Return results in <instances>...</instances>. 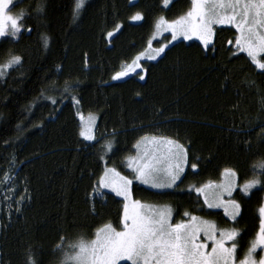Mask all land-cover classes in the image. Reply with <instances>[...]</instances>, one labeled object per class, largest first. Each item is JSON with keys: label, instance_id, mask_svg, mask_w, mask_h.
<instances>
[{"label": "trees", "instance_id": "obj_1", "mask_svg": "<svg viewBox=\"0 0 264 264\" xmlns=\"http://www.w3.org/2000/svg\"><path fill=\"white\" fill-rule=\"evenodd\" d=\"M14 4L12 14L23 10L28 18L18 38H0V65L14 55L22 58L0 78V264H26L29 250L38 264H58L69 243L93 237L106 223L121 227L122 199L105 190L98 197L93 189L105 161L128 175L122 161L149 134L189 147L198 168L187 167L175 189L153 190L134 181L133 197L171 206L174 221L186 219L187 210L220 229L238 228V259L243 258L259 230L264 201V170L256 167L264 162V73L229 43L234 29L216 27L207 49L197 40L173 42L157 60L141 61L148 69L144 80L135 74L112 80L147 49L154 21L177 18L190 0H173L168 8L162 0H86L76 20L74 0ZM137 11L145 20L130 19ZM116 23L120 32L108 38ZM42 36L49 38L47 49ZM78 113L95 115V140L79 135ZM107 141H115V154L101 161ZM225 168L236 171L239 185L254 176L261 180L248 196L239 188L233 193L241 204L235 222L222 210H201V197L189 191L218 180Z\"/></svg>", "mask_w": 264, "mask_h": 264}, {"label": "snow or ice", "instance_id": "obj_2", "mask_svg": "<svg viewBox=\"0 0 264 264\" xmlns=\"http://www.w3.org/2000/svg\"><path fill=\"white\" fill-rule=\"evenodd\" d=\"M18 2L22 3L23 0ZM132 2L129 0V3ZM74 3L73 19L76 20L86 0H74ZM162 3L164 8H168L173 0H162ZM13 7L14 0H0V38H18L22 30H25L22 22L28 18V14L22 10L13 15ZM42 11L41 4L37 12ZM130 19L139 22L145 20V16L137 11ZM218 25H230L236 29L234 43L237 51L245 53L251 64L264 73V0H190V9L186 14L173 20L161 15L155 20L147 50L136 55L131 63L116 72L111 79L121 80L135 74L144 80L148 69L141 61L157 60L165 54L169 45L181 38L196 39L207 49L213 44L215 26ZM121 27V24L116 23L115 31H108L107 37L113 38ZM26 30L30 32L32 29ZM165 33H170V39L166 38V42H160L159 47L153 48V41L159 42L158 38ZM41 39L43 47L47 49L49 38L42 36ZM21 61V56L14 55L0 65V78L6 76L7 70L14 65H21ZM69 91L70 86L66 84L64 92ZM41 95L45 100H50L52 105L57 104L56 98L44 96L43 92ZM71 98L79 103L76 97ZM94 128V118H90L79 135L86 141H93L96 139ZM111 135L117 136L120 133L113 131ZM114 147L115 141H107L102 145V154L98 159H111L109 153L115 154ZM134 148L136 155L127 157L126 162L122 161L130 170L129 174H122L114 166L108 167L105 161L102 175L93 189L94 194L101 198L104 189H108L114 197L122 198V212L119 216L121 227L106 223L97 228L94 239L69 243L67 247L70 251L64 254V264H264V205L259 207V230L249 242L243 258L238 259L241 235L238 228L220 229L214 222L187 210L182 214L187 219L173 222L174 209L171 206L151 205L133 198L134 181L157 190L178 188L177 182H182L186 167H190L193 172L198 168L199 158H194L196 162H192L190 148L175 139L156 135L141 136ZM256 167L264 170V162ZM223 177L221 183L209 182L199 187L191 185L189 191L194 192L197 199L203 198L201 210L205 206L207 209H223L224 216L235 222L241 215V204L233 197V193L239 187L240 192L248 196L261 185V180L254 176L238 185L237 173L231 168L224 169ZM25 199L22 196L17 203L22 204ZM258 249L261 250L259 259L256 258ZM26 264H38L31 250Z\"/></svg>", "mask_w": 264, "mask_h": 264}, {"label": "rangeland", "instance_id": "obj_3", "mask_svg": "<svg viewBox=\"0 0 264 264\" xmlns=\"http://www.w3.org/2000/svg\"><path fill=\"white\" fill-rule=\"evenodd\" d=\"M189 9H190V7H189ZM188 9V10H189ZM187 10V11H188ZM187 11L186 12H184L183 14H181V15H184V14H186L187 13ZM180 15V16H181ZM177 18H179V16L177 17ZM176 19V18H175ZM173 20V19H172ZM218 26H229V27H232V26H230V25H218ZM218 26H215V28L216 27H218ZM233 28V27H232ZM234 29V31H235V36L237 35V33H236V29L235 28H233ZM165 35H168V39H170V33H165L163 36H161V37H159L158 39H161L162 37H164ZM151 39V38H150ZM180 40H184L183 38H181ZM192 40H196V39H192ZM235 40V39H234ZM184 41H190V40H184ZM198 41V40H197ZM154 42V41H153ZM175 42V41H174ZM200 42V41H199ZM160 46V45H159ZM233 46H234V49H235V51L236 52H238L237 51V49H236V46H235V43H234V41H233ZM152 47L153 48H156L155 46H154V44H152ZM147 50V49H146ZM145 50V51H146ZM77 116H78V118L81 120V122H80V131L83 129V128H85L87 125H88V121H89V119L90 118H94V122H95V115H92V114H88V115H85V116H83L82 114H80V113H78L77 114ZM81 117L83 118V119H81ZM94 135H95V128H94ZM149 135H156V136H164V137H167V136H165V135H159V134H149ZM83 138V137H82ZM84 139V138H83ZM86 141V140H85ZM136 155V149H135V152H134V154L132 155V156H135ZM105 167V166H104ZM108 167H110V166H108ZM186 169H187V167H186ZM186 169H185V171H186ZM101 175H102V173H101ZM223 179H224V177H223V173L221 174V177L218 179V180H215V181H209V182H212V183H221L222 181H223ZM135 182H137V183H139L138 181H135ZM209 182H206V183H209ZM236 182H237V177H236ZM206 183H204V184H206ZM140 184V183H139ZM237 184H238V182H237ZM141 185H143V184H141ZM203 185V184H202ZM202 185H200V186H202ZM239 185V184H238ZM240 185H242V184H240ZM143 186H145V187H147V188H150L149 186H147V185H143ZM197 187H199V186H197ZM239 188V187H238ZM151 189V188H150ZM105 191H109L108 189H104ZM153 190H157V189H153ZM161 190H164V189H161ZM134 198V197H133ZM227 198V197H226ZM122 199V198H121ZM135 199V198H134ZM201 199H202V201H203V198L201 197ZM137 200H140V199H137ZM142 201V200H141ZM142 202H144V203H147V204H151V205H158V206H162V205H164V204H157V203H152V202H148V201H142ZM262 205H264V201H263V204ZM219 210H222L223 211V209H219ZM203 219H206V220H208V221H211V222H213L212 220H210V219H207V218H204V217H202ZM187 219V218H186ZM173 222H176V221H174L173 220ZM95 238V236H93V237H91V238H89V239H82V240H84V241H90V240H92V239H94ZM79 241V240H78ZM68 251H70V249L69 248H67L65 251H64V253H63V255H62V257H61V260H60V262L58 263V264H64V254L66 253V252H68ZM257 253L258 254H256V258L257 259H259V256L261 255V250L260 249H258L257 250ZM122 263V262H121Z\"/></svg>", "mask_w": 264, "mask_h": 264}]
</instances>
